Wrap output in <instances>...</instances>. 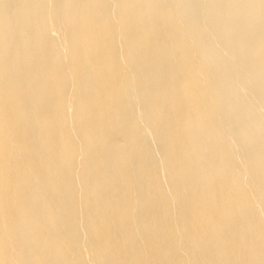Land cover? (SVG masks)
<instances>
[{
	"label": "bare ground",
	"instance_id": "6f19581e",
	"mask_svg": "<svg viewBox=\"0 0 264 264\" xmlns=\"http://www.w3.org/2000/svg\"><path fill=\"white\" fill-rule=\"evenodd\" d=\"M0 264H264V0H0Z\"/></svg>",
	"mask_w": 264,
	"mask_h": 264
}]
</instances>
